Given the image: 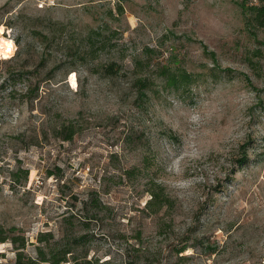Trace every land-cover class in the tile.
Listing matches in <instances>:
<instances>
[{"label": "rangeland", "instance_id": "rangeland-1", "mask_svg": "<svg viewBox=\"0 0 264 264\" xmlns=\"http://www.w3.org/2000/svg\"><path fill=\"white\" fill-rule=\"evenodd\" d=\"M262 4L0 0V224L28 255L51 232L91 264H262Z\"/></svg>", "mask_w": 264, "mask_h": 264}, {"label": "trees", "instance_id": "trees-1", "mask_svg": "<svg viewBox=\"0 0 264 264\" xmlns=\"http://www.w3.org/2000/svg\"><path fill=\"white\" fill-rule=\"evenodd\" d=\"M253 21L258 24L260 27H264V4L255 5ZM90 39V38H89ZM183 80H190V75L182 71L180 74ZM71 127V126H69ZM76 130L71 129L67 130L64 134L65 139L73 138ZM244 162V159L241 160ZM133 172V171H132ZM151 197L147 202L146 207L153 212L161 211L165 205L170 204L172 199L170 195L166 192V189L163 185L156 183L154 187L151 188ZM84 204H87V201H84ZM95 205V204H94ZM102 204L98 201L96 203V207H100ZM89 216L82 217L81 221L83 224L88 225ZM77 214L70 213L64 216V222L68 225L76 224ZM19 231L16 226H12L10 228H5L0 224V242H5L7 240H12L16 245L18 251L16 254V262L15 264H40L42 262H50L52 264H63L66 261H69L71 258L73 259V264H91L92 260L88 259V254L85 252L81 255L77 253L79 247V241L82 239L83 235H78L73 237V240L63 239L62 241L56 243H50L51 240V232H41L38 236L39 244H37V255L36 257L30 256L25 252V248L27 246V238L25 234H21L16 232L11 234L12 232ZM187 247V244H183L176 249V253L179 254L183 252ZM82 260L80 262V258ZM181 258H185V256H180Z\"/></svg>", "mask_w": 264, "mask_h": 264}, {"label": "bare ground", "instance_id": "bare-ground-1", "mask_svg": "<svg viewBox=\"0 0 264 264\" xmlns=\"http://www.w3.org/2000/svg\"><path fill=\"white\" fill-rule=\"evenodd\" d=\"M11 43L12 47L11 50L13 49V44L12 41L7 39V38H3L2 40H0V50L1 51H9L8 50V43Z\"/></svg>", "mask_w": 264, "mask_h": 264}, {"label": "built area", "instance_id": "built-area-1", "mask_svg": "<svg viewBox=\"0 0 264 264\" xmlns=\"http://www.w3.org/2000/svg\"><path fill=\"white\" fill-rule=\"evenodd\" d=\"M233 264H250V262H247V263H245V262H237V263H233ZM262 264H264V260H262Z\"/></svg>", "mask_w": 264, "mask_h": 264}, {"label": "snow or ice", "instance_id": "snow-or-ice-1", "mask_svg": "<svg viewBox=\"0 0 264 264\" xmlns=\"http://www.w3.org/2000/svg\"><path fill=\"white\" fill-rule=\"evenodd\" d=\"M0 31H3V29H0ZM11 47H12V45H11V43L9 42V43H8V50H9V51H11Z\"/></svg>", "mask_w": 264, "mask_h": 264}]
</instances>
